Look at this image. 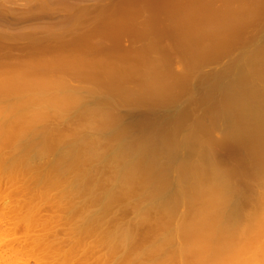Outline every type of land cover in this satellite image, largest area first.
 <instances>
[{"label":"rangeland","instance_id":"obj_1","mask_svg":"<svg viewBox=\"0 0 264 264\" xmlns=\"http://www.w3.org/2000/svg\"><path fill=\"white\" fill-rule=\"evenodd\" d=\"M191 1L0 0V82L7 83L17 77L28 80L32 73L29 70L33 69V73L38 70V74L32 73L33 76L37 75L43 81L59 79V84H66V87L70 84L69 87L76 88H80L83 82H90L88 86H82L87 88L90 85L89 89L99 87L105 93L111 82L110 77L106 78L109 76L107 71L115 74L111 83L115 77V85L119 83L117 87L126 89L140 90L144 81L141 75H144V79H151L152 82L150 90L153 95L150 97L135 98L137 100L132 99V102L126 98L128 101L121 102L123 99L107 94L98 100L104 110H113L111 112L118 118L115 125L123 124L124 140L143 139L150 135L157 141L167 138L173 131L177 133L178 129V133L184 134L195 126V129L200 128L199 134L204 139L203 151L210 154L215 167L228 175L234 189V201L242 203L248 196H255L264 190L255 163V157L263 151L257 147L260 143L258 135L262 137V132L259 134L260 130L255 128L260 120L254 116L242 117L237 112L240 105L238 108L234 105L236 111L233 107L234 110H231L233 121H243L247 127L257 129L258 135L253 129L252 132L232 131L231 134L224 129V120L219 119L222 121L216 123L218 119L213 112L222 107L227 110V89L235 82L234 68L237 66L241 74L251 77L250 82L237 88L240 98L250 99L252 108L264 106V80L258 76L262 71L255 73L245 61L248 51L264 45V0H243L242 3L232 0L234 16L227 11L231 8L228 5L230 0L228 3V0H223V4L230 7L223 8L225 15L231 20L237 18V21L233 19L235 22L230 20L232 24H228L229 20H221L223 17L214 19L219 13L223 16L222 8V12L214 8V5L218 7L216 4L224 7L222 0H208L207 4V0ZM214 9L218 10L215 16L212 14ZM239 9L244 11L239 12ZM69 14H81V19L68 31L63 24L69 19ZM215 20L219 23L214 24ZM222 21H226L227 25ZM60 27L63 32L61 29L58 31ZM53 29L62 34L55 36ZM192 37L195 40L193 38L192 41ZM196 39H199L198 49L191 59L193 56L181 47L185 43V47H190L192 42L197 43ZM186 41L192 42L187 44ZM65 64H69V70ZM231 68L233 72L229 70ZM94 76H98L96 80ZM93 79L99 84L91 83ZM149 80L146 82L149 83ZM114 83L111 85L114 86ZM13 98V94H4L0 98V107H7ZM84 123L76 109H71L63 117L55 114L47 116L42 122L50 141L46 156L34 157V150L29 144L5 142L0 145V169L12 166L14 172L0 173V264H121L127 255L136 257V253L143 251V246H150L162 235L166 222L164 213L151 207L150 211L146 210L145 218L140 219L135 210L143 206L145 190H142L138 180L117 186L113 180L114 173L118 171L116 165H103L102 160V163L97 160L86 162V169L87 166L88 170L93 168L87 179H84L87 173L77 175V170L64 175L51 169L60 155L58 145L72 147L76 136L90 134L107 145L105 143H108L111 134L108 136L109 133L96 129L85 130L82 128ZM2 138L6 140L8 134L2 135ZM52 144L55 145L52 147ZM253 144L257 151H254ZM107 149L104 148L109 154ZM11 155L17 158L15 164L11 162ZM24 156L29 158L28 165L31 162L27 173H22L26 165L22 160ZM172 173L175 175V172ZM172 173L171 179L177 177L174 180L176 186L178 176L172 178ZM76 175L81 180H87L88 187L83 183L84 187L81 184L71 187ZM143 176L144 173L138 174L139 179ZM44 178L57 180L58 184L44 183ZM103 190H114L117 199L107 205L105 212H108L104 217L93 223L94 216L100 215V200L105 195ZM11 192H18V195ZM179 212L182 213H176L174 221L183 218V211ZM15 222L16 225L18 223L17 228H13ZM127 227L134 234L129 247L113 246V251L109 250L103 241L104 234Z\"/></svg>","mask_w":264,"mask_h":264},{"label":"bare ground","instance_id":"obj_2","mask_svg":"<svg viewBox=\"0 0 264 264\" xmlns=\"http://www.w3.org/2000/svg\"><path fill=\"white\" fill-rule=\"evenodd\" d=\"M202 1L204 2V0H201V2ZM207 1L205 2L206 4L209 3V1ZM213 1L217 2L218 0ZM213 1L212 4L214 3ZM231 1L232 0H230V2L229 0L226 1L227 3L229 2L228 5H231V8L226 7L225 4H223L225 3L224 1L222 2L224 7H220L219 4L214 3L220 7L218 8L214 5V8L219 9L220 12H222L221 8H230L227 9V11L229 10L230 15L234 16L233 11L235 10L232 8L234 2L231 4ZM238 2L242 3L243 0H238ZM244 2L246 1L244 0ZM225 9H223V16H221L222 13L218 12L219 14H217L218 10L216 11L214 9V13L212 14H217L214 19L219 20V18L221 19V17H223L221 20H226L227 22L228 20L230 21L231 18H228V16L224 13L226 11ZM242 11L244 10L239 9V12ZM231 12L233 13L231 14ZM239 12L237 11L238 15ZM246 12H248V10ZM226 13L229 14L228 12ZM75 14H72L73 17L69 14V19H67V16L65 18L67 20H65L66 22L63 25L68 31L72 30L79 19H81V14H79V16L78 14ZM193 14L194 13H192V15ZM195 14L197 13L195 12ZM213 15L211 17L209 16V22H206L207 25L211 22ZM242 15H245L244 12ZM233 19L236 20L237 18ZM233 19L231 21L235 22ZM216 20L214 24L219 23V21ZM226 21H222L223 24L227 25ZM231 21L228 22V24H232ZM206 27L208 28L209 26ZM57 29L59 31L61 27ZM57 29H53L55 36L59 33L56 32ZM61 30L62 32L64 31L63 29ZM193 38L194 37H192V41ZM182 40L183 39L181 38V41ZM196 41L197 43L186 41L187 44L189 42L191 43L190 47H185L184 45L186 43H182L183 46L181 49L183 48L184 51H187L188 55L190 54L189 56H193L190 57L191 59L194 58V54L197 52L196 48L198 49L197 44L199 43V39H196ZM188 55L186 56L188 57ZM191 59H189V62ZM245 61L247 63L246 65L251 70L255 71V73L257 70L259 72L262 71L258 76H261L264 80V45L250 52L248 51L246 53ZM62 65L64 66V64ZM68 65L65 64L67 69L69 67ZM232 68L229 70L232 71ZM29 71L33 73V69ZM104 71L106 70L104 69ZM234 71V73H236L235 82L227 89L229 94L227 110L226 107L225 109L222 107L223 109L221 108L219 111H217L219 108H214L216 112H213V115L216 119H218L216 120V123L224 120V124H226L224 129L231 134L232 131L233 133L234 131L250 132L251 129H253L247 127L246 124L244 125L243 121H233L234 117L231 110L233 108L235 109L234 105H236V107L240 105L238 106L239 110L237 112L242 117L254 116L259 118V126L257 124L258 127L256 126L255 128L260 130L259 134L262 132V137H259L258 132L256 131L257 129L254 128L255 130L253 129L252 131H256L258 139H260V143L259 141V144L256 142L255 146L258 144L259 146L257 147H259L260 151L262 149V152L264 153V110L262 109L264 106L262 108H252L250 106L251 102L248 101L250 99L247 98L246 100L243 99V97L240 98L237 88L246 82H250L251 77L246 76L243 72L242 73L244 75L241 74L238 66L234 68ZM107 72H109V76L107 75L108 77L106 78L110 77L112 82L113 79L111 77L115 74H112L110 71ZM219 73L221 74V72ZM31 74H29L30 78L28 80L19 79V77H17L11 81L9 80L7 83L0 82V98L4 94L14 95V98L9 100L7 107H0V145L5 142H9L12 145L29 144L34 150V157L42 155L46 156L45 154H48L49 151L50 141H48L47 131L42 126V122L50 114L63 117L71 109H76L79 116L85 121L82 126L83 129L101 130L107 132L106 134L109 133L108 136L111 134V137H109V139L107 138L108 143H105L107 144L106 146L90 134L76 136V142L72 143L73 146H70L71 148H66L63 144H59L58 149L60 155L58 157L56 154L58 158H56L57 161L54 162L51 169L56 173H62L64 175L76 173L75 170H77V175H79L78 173H87L86 176L84 175L86 178L83 176L84 179H87L89 178L87 177L88 174L93 173V171H91L93 168L88 170L89 167L87 166L86 169L84 167L86 162L91 163L93 161L96 162V160L97 162H100L102 160L104 162L103 165L105 163L114 164L118 167V171L116 174L114 173L115 177L113 179L117 186H125L128 182L131 184V181L138 180L143 188L142 190H145L142 197L144 204L142 207L135 210L138 217L143 220L146 216V210L148 209L150 211L151 207L160 209L166 217L165 225L163 224L164 228L162 227L164 229L163 233L161 232L162 235L160 234V237L155 239L150 246H143L141 248L143 251L141 253H136V257L131 255H127L126 257L124 256L125 258L122 259L120 262L121 264H264V190H261L255 196H248L242 203L234 201V189L230 183L228 175L215 167V165H213L212 157L209 156L210 154L206 153V151L204 152V149H202L204 139L199 134L200 128L195 129V126L193 130H188L184 132V134L181 132L178 133V129L177 133L179 136L176 131H173V133L169 134H172L170 137L169 135L167 138L163 136L164 138L157 139V141H154V139L148 134V136L143 139H133L132 141H127L126 139L125 141L122 131L123 127H121L122 123L119 124L120 126L115 125L118 118L116 119L114 116L115 114H113L114 112H111L113 110L111 108V111H109V109L104 110L98 102V100L102 98V95L104 96L107 94H112L118 99L121 98L119 100L123 99L121 102H125L126 98L128 100L130 99L129 101L132 102V99L135 101L137 100L135 98L142 99V97L148 95L150 97L152 94V91L150 90L152 89V82H150L151 79H148L149 83H147L148 80L144 79V75H141L143 80H146L147 82L145 81L146 83H144L142 80L143 82L141 81L142 83H139L142 87L140 88L138 85L140 90L137 88H135L136 90L133 88V90L130 87V89L123 87L122 89L120 86L117 87L119 83L117 82L118 85H115V77L113 81L114 86H112L113 83H111L109 79V84H112V88H110V85H107L106 83L108 80L103 76V79H106V81H104L105 84L109 86V90L104 93V89L101 90L99 87H97V89L92 88V90L91 88L89 89V85V87H87L88 89L84 88L82 85L87 84L86 82H83L86 79H83V81L81 80L83 83L80 88L78 86V88H76L73 84L72 86L74 87H69L71 86L70 84H68L67 87L66 84H59V79H55V81H53V78H51L53 80L49 78V80L47 79V81H43L37 75L33 76L32 74L31 77ZM145 74L148 75L147 73ZM95 77L98 76H94V79L96 80ZM146 78L149 77L146 76ZM94 79L91 83L93 81L95 82ZM89 80L87 82H89ZM97 82L98 81L95 83ZM88 84H90V82ZM97 84L96 86H99ZM155 90L156 88L154 91ZM85 97H87V99ZM100 106L103 109H101ZM113 119L114 121H112ZM221 124H223V122ZM5 134H8V138L6 140L2 138V135ZM180 134L183 135L180 136ZM253 138L255 139L256 137ZM54 145L52 144V147ZM255 146L254 151H257L258 149L256 150L257 147L255 148ZM104 148H108L110 150V152L108 151L109 154L106 153L107 151H105ZM180 152H183L184 155L182 156L183 153ZM262 152H260V155L256 153V155H258L255 157V163L257 162L258 179L262 182V184H260L264 186V155ZM179 154H181L182 157ZM16 160L17 158L14 155H11V162L15 164ZM22 160L26 163L24 166V172L22 173H27L26 170L29 169L31 162L28 165L29 158L26 156H24ZM116 166L114 167L116 168ZM172 172H175V175ZM0 173L14 172L12 171L11 166L5 170L0 169ZM139 173H144V176L140 179L138 178ZM171 173L172 178L178 176L179 181L176 186L174 185V180L176 181L177 177L174 180L171 179ZM77 175L71 187H74L77 184H81L80 186H82V183L87 186V180H81V177ZM42 182L48 183L52 186L58 184L57 180L46 178L42 179ZM182 183H184L183 186ZM82 187H84V185ZM112 191L110 190L108 192L105 191L106 193L104 192L105 195L103 196V199L100 200L102 204L100 205V215L98 217L94 216L93 219L91 218V222L94 223L101 220L105 213L108 212H105L106 209H108L106 208L109 206L108 204H111L113 200L115 201L117 199L115 191L114 193ZM18 192L11 193L16 196ZM12 194L9 193L10 198L12 197ZM118 194L120 195L121 193L119 192ZM101 196L98 197V200ZM181 210L183 211V218L181 219L180 217L181 220L174 221L176 213L181 214L182 212H179ZM17 227L18 223L16 225L15 222L13 224V228ZM133 239V231L128 227L119 228L116 232L110 234L106 233L103 236V241L105 245L109 247V250H111L113 246L117 248L120 246L121 248H127ZM111 251H113V249ZM143 254L148 255L149 258H145L146 256Z\"/></svg>","mask_w":264,"mask_h":264}]
</instances>
